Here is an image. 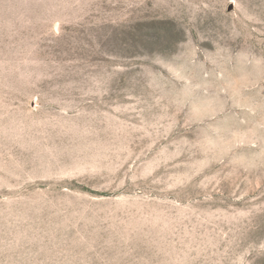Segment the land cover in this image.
Listing matches in <instances>:
<instances>
[{"label": "rangeland", "instance_id": "374dc122", "mask_svg": "<svg viewBox=\"0 0 264 264\" xmlns=\"http://www.w3.org/2000/svg\"><path fill=\"white\" fill-rule=\"evenodd\" d=\"M0 264H264V0H0Z\"/></svg>", "mask_w": 264, "mask_h": 264}]
</instances>
